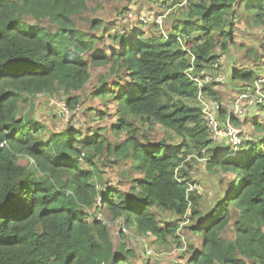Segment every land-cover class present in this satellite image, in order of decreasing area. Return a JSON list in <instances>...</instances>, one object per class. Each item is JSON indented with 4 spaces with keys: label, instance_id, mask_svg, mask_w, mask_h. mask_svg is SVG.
<instances>
[{
    "label": "trees",
    "instance_id": "trees-1",
    "mask_svg": "<svg viewBox=\"0 0 264 264\" xmlns=\"http://www.w3.org/2000/svg\"><path fill=\"white\" fill-rule=\"evenodd\" d=\"M148 1L159 9L176 5L166 19L169 31L139 19L122 34H108L116 48L104 47L106 19H91L89 31L79 28L89 0H0V264H133L135 250L117 246L98 216L103 210L156 242L175 241L179 255L189 256L180 264H264V118L251 110L244 119L233 115L251 137L226 154L210 138L198 85L186 72L191 53L203 77L223 57L219 52L236 47L230 21L236 7L264 28V0H201L188 10L178 8L181 0ZM257 47L263 56L246 49L245 59L254 60L232 78L264 90V40ZM101 66L95 96L102 105L85 108V126L49 131L47 122L23 112L39 95L63 93L70 95L63 110L76 115L81 102L73 92ZM218 85L206 83L205 95L221 101ZM110 134L127 137L113 144ZM201 157L212 173H235L207 215L198 189L190 190L196 185L190 169ZM125 158L134 174L115 182ZM182 221H193L187 229L202 235V246L186 245Z\"/></svg>",
    "mask_w": 264,
    "mask_h": 264
},
{
    "label": "rangeland",
    "instance_id": "rangeland-1",
    "mask_svg": "<svg viewBox=\"0 0 264 264\" xmlns=\"http://www.w3.org/2000/svg\"><path fill=\"white\" fill-rule=\"evenodd\" d=\"M203 1L210 2L211 0ZM197 2L199 3L201 0H183L181 4L184 5L179 4L178 8L183 6L184 9L188 10L191 9ZM88 3V7L76 19L79 28L89 31L91 30V19L95 17L106 19L105 25L109 28L111 27V29L109 33L105 35L106 45L104 47L113 46L116 48H118V43L109 39L108 34H114L116 32L122 34L126 29L131 28L132 25H139L137 22L138 15H141L142 17L149 16L151 19L159 20L160 24L164 25L161 30L168 32L169 28L167 24L169 21L166 22V19L172 9L176 6H168L167 8L159 9L155 3L148 4V0H142L140 2H134L133 0H89ZM125 7L129 9L123 11ZM236 10L238 11V15L230 17V21L233 22L232 31L236 47H233L234 45H232L227 51L219 52L223 54L219 66L206 69L204 68V71L199 73L211 74L213 76L221 74L224 76L218 87L221 91H223V98H221V102L230 110V112L232 111L234 102L237 98V92H240L239 89L242 87L240 86L241 79L239 77L232 78V71L235 67L247 68L254 60L252 56L245 59L247 57L246 55L244 56L246 49H254L255 47L253 56H263V52L259 51L257 45L264 40V28H255L254 25H252L251 17L248 16L249 12L246 11L243 6L236 7ZM158 16H160V18ZM151 27L152 29H156L154 24H151ZM99 45L103 46V43L100 42ZM239 45H242L243 48H240ZM251 68H253V66H251ZM103 70L104 67L102 66L99 68L93 67L92 76L87 84L83 88L73 92L74 95L78 94L80 96L81 102V111L76 115H74L71 109H68V112L63 110L61 104L66 103V98L70 96L64 95L63 93H57L50 97L39 95L30 102H25L23 104V112L34 116L40 121L47 122L51 126L49 127V131L61 129L68 124L76 126L84 125L86 121L82 116L87 119L90 118V114L83 115L82 112L85 108L88 106L98 108L102 105L101 100L95 96V91L97 90L96 85L101 78ZM258 86V97H263L264 100V90L260 85ZM236 89L237 91H235ZM259 103L260 100H258L257 104L249 108V110L253 113H258L261 118H264V108H261ZM199 104H201L200 101ZM113 107V112L118 110L117 103H115ZM116 117L117 115L110 116L107 119V122H111L116 119ZM95 122L101 124L100 121ZM102 124L105 125L107 123ZM250 129H248L249 134H251ZM109 137L113 141V144H119L123 142L127 136L110 134ZM214 144L218 147H224L230 145L231 142L228 139H225L219 141L218 143L214 142ZM191 156L192 155H189L188 157ZM205 159L206 158L201 157L196 163H194L190 169V174L195 180L196 187L198 188L201 196L199 201L200 209L204 215H207L212 208L216 207L219 199L224 197L227 184L234 179L235 173L224 172L221 168H218L215 173H212L206 167ZM21 161L26 163V160L21 159ZM183 166L184 168H187V165L184 164ZM116 169L117 176H114L113 178L115 182L117 179L118 181L125 180L128 177L127 175L134 174L131 170V160L129 158H125L123 161H120L119 166ZM104 170L108 171L107 168ZM98 216L103 218L105 222L110 225L114 233V240L117 246H120V244H126L128 247L135 250L136 258L133 259V264H180L182 262H186L189 258L188 255H179V247L173 240H169L166 243L159 241L156 242L154 241V237L141 235L137 232L135 227L126 225L124 219L111 220L109 217L110 214L106 210L98 212ZM165 216L167 217V220H176L177 218L176 216H172L170 213ZM189 223L192 224L193 221L181 222L180 230L185 236L184 242L187 246H190L191 244H194L195 246H202V235H197L196 233L188 230L187 226L190 225ZM120 229L122 232L127 234L121 233ZM231 234L232 229H229L226 232V235L231 236ZM147 250L152 251V253L147 254ZM182 252L184 253L185 251Z\"/></svg>",
    "mask_w": 264,
    "mask_h": 264
},
{
    "label": "clouds",
    "instance_id": "clouds-1",
    "mask_svg": "<svg viewBox=\"0 0 264 264\" xmlns=\"http://www.w3.org/2000/svg\"><path fill=\"white\" fill-rule=\"evenodd\" d=\"M186 1V0H184ZM183 2V0H181L180 2V5H184V4H181ZM148 12H151V11H148ZM160 18V16H158ZM142 20V23H148V24H154V23H159L160 24V21L159 20H155V19H151L149 16H144L142 17L141 15H138V20ZM186 46V45H185ZM191 56H192V59H191V65H189V67L187 68V71L189 76L195 81V78L198 76L196 75L195 73V69H194V60H195V56L191 53ZM222 59V57H221ZM220 59V60H221ZM220 63V61H219ZM219 63H215L213 65V67H217L219 66ZM224 63V62H223ZM217 65V66H216ZM237 67H235L233 69V71L236 69ZM232 71V73H233ZM205 75V74H204ZM218 76H221L222 79L224 78L223 75L219 74ZM222 81V80H221ZM196 82V81H195ZM220 83V82H218ZM197 84V82H196ZM249 87L247 88H244L243 86L239 89L240 92L237 93V98L234 102V105H233V109L232 111L230 112V110L218 99H210L208 98L206 95V101H201V111H202V117H203V121H204V124L205 126L207 127V129L209 130L210 132V138L215 142V143H218L219 141L221 140H225V139H228L231 144L228 145V146H224V147H221V150H223L226 154H230V155H235L238 151H239V148L240 146L247 140L250 139V134H249V130L244 127V126H239V125H234L233 122H232V116H237L238 118L240 119H244L248 116V111L249 108H251L252 106H254L255 104H257L258 100H260V102L262 101L260 96L258 97V89H259V86H257L256 88H253L252 86L248 85ZM251 91L253 94H254V97H253V101L251 104H249L248 100L242 98L241 99V102H237V100L244 94L246 93L247 91ZM258 99V100H257ZM208 102H217L219 104V108L217 110V113H216V122L218 124V130H221L223 131V134L220 135V136H214V132L216 131L215 129H213L208 120L206 119L205 117V113H204V107L205 105H207ZM238 104H242L245 108H246V112H240L241 109L237 108V105ZM260 104V103H259ZM61 106L65 109H66V103H62ZM223 108H226L227 109V112L222 114V109ZM226 116V118L224 117ZM230 133V134H229ZM84 155V153H83ZM82 157V156H81ZM197 188L196 185L195 186H191L190 190L192 188ZM198 189V188H197ZM120 231H122L120 229ZM124 233V232H122ZM124 234H127V233H124ZM152 253V251L150 250H147V254H150Z\"/></svg>",
    "mask_w": 264,
    "mask_h": 264
},
{
    "label": "built area",
    "instance_id": "built-area-1",
    "mask_svg": "<svg viewBox=\"0 0 264 264\" xmlns=\"http://www.w3.org/2000/svg\"><path fill=\"white\" fill-rule=\"evenodd\" d=\"M217 66V65H216ZM222 80L221 76H213L211 74H205L203 77L202 76H197L195 78V81L197 82L198 85V98L199 100L206 101L205 93L203 90V87L206 83L208 82H220ZM254 94L249 90L246 93H244L238 100L237 102H241V99L244 98L248 100L249 104L252 103L253 101ZM219 108V104L217 102H208L207 105L204 107V113L205 117L208 120L210 126L215 129L216 131L214 132V136H220L223 134V131L218 130V124L216 122V113ZM237 108L241 109L240 112H246V108L242 104H238ZM230 134V133H229Z\"/></svg>",
    "mask_w": 264,
    "mask_h": 264
}]
</instances>
